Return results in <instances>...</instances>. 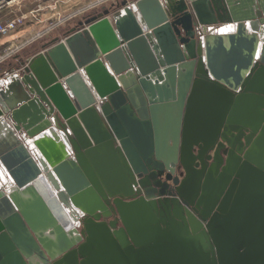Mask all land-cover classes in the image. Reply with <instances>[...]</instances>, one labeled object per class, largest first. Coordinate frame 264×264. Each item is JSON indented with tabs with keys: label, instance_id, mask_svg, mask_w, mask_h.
Segmentation results:
<instances>
[{
	"label": "water",
	"instance_id": "obj_1",
	"mask_svg": "<svg viewBox=\"0 0 264 264\" xmlns=\"http://www.w3.org/2000/svg\"><path fill=\"white\" fill-rule=\"evenodd\" d=\"M7 68L0 264H264V0H117Z\"/></svg>",
	"mask_w": 264,
	"mask_h": 264
},
{
	"label": "built area",
	"instance_id": "obj_2",
	"mask_svg": "<svg viewBox=\"0 0 264 264\" xmlns=\"http://www.w3.org/2000/svg\"><path fill=\"white\" fill-rule=\"evenodd\" d=\"M28 1L34 2V0H0V67L17 60L18 56H21L26 49L39 41L44 42L48 40L50 33L54 29L66 23L68 18L62 14V4H68L72 0H52L55 2L49 4L50 6L38 2L37 7L31 9L26 15H10L13 7L20 6ZM116 1L117 0H92L83 7L81 13L86 15L103 6H110ZM58 3L61 4L58 5ZM47 9H49V11H54V13L49 17H43V14L40 13ZM61 16L63 17L62 19L59 18ZM54 17H58V22H54ZM49 20H51V22H48ZM27 21H29L28 24ZM25 23L27 27L40 25L43 29L37 30L28 36L16 37L11 40L7 39L10 36L12 37L14 32L16 33L21 28L26 27V25H24ZM210 29H212V27H210ZM1 75L2 71L0 69V77Z\"/></svg>",
	"mask_w": 264,
	"mask_h": 264
},
{
	"label": "rangeland",
	"instance_id": "obj_3",
	"mask_svg": "<svg viewBox=\"0 0 264 264\" xmlns=\"http://www.w3.org/2000/svg\"><path fill=\"white\" fill-rule=\"evenodd\" d=\"M90 1L92 0H72L71 4H62V14H64L68 19L66 20V23L64 25H61L59 27H57L56 29H54L48 39L55 37L57 35H61L63 34L67 29H69L70 27L74 26L79 19H81L85 14H82L81 12L83 11V7L86 6ZM40 2L43 5H48L51 3H54L52 0H34V2H27L25 4H22L20 6H15L11 9V14H19V15H23V14H27L31 9L36 8L37 7V3ZM86 2V3H85ZM61 3H58V5H60ZM54 13V11H49V9L41 12L40 14H43V17H49ZM59 18H63L62 16ZM54 22H58V17H54ZM48 22H51V20H49ZM29 23V21H27V24ZM26 25V23L24 24ZM23 25V26H24ZM43 27H41L40 25L38 26H28L26 25V27L21 28L18 32H14V34H12V37L10 36L9 38H7L8 40L11 39H15L16 37H22V36H28L34 32H36L37 30H42ZM44 42H38L36 44H34L33 46L29 47L28 49H26L23 53L27 52L31 55V53H34L36 51H38L39 49L42 48V44ZM22 53V54H23ZM21 54V55H22ZM8 64V63H7ZM7 64L4 65V68H6V66H8Z\"/></svg>",
	"mask_w": 264,
	"mask_h": 264
},
{
	"label": "bare ground",
	"instance_id": "obj_4",
	"mask_svg": "<svg viewBox=\"0 0 264 264\" xmlns=\"http://www.w3.org/2000/svg\"><path fill=\"white\" fill-rule=\"evenodd\" d=\"M233 28L234 27L232 25H230V24L212 27V29L214 31L216 30L217 32H226V31L232 30ZM242 176H243V179H244L243 181L245 183L247 182L249 184V191L250 192H257V191H255V187L253 186V183H254V179L253 178H255V176L249 173L248 168L243 170ZM239 198L241 199L243 197H239ZM67 210H69V212L71 214L78 213V215L80 216L78 208L74 209V208L68 207ZM214 232L218 233V230H215ZM235 234H236V232H235ZM235 238H237L239 240L241 238V236L237 234ZM229 246H234V243L233 242H227V245H225L224 247H221L222 252H224L225 248H227Z\"/></svg>",
	"mask_w": 264,
	"mask_h": 264
},
{
	"label": "crops",
	"instance_id": "obj_5",
	"mask_svg": "<svg viewBox=\"0 0 264 264\" xmlns=\"http://www.w3.org/2000/svg\"><path fill=\"white\" fill-rule=\"evenodd\" d=\"M72 2V1H71ZM71 2H70V4H71ZM57 36H62V34L61 35H57ZM42 50V48L41 49H39L38 51H36V52H34V53H31V55L29 54V53H27V52H25V53H23L21 56H18V58L17 59H26V58H28V57H30V56H32V55H34V54H36L37 52H39V51H41ZM15 61H17V60H15ZM8 66H6V68H4V66H2V67H0V69H1V71H2V75H3V73L8 69L7 68ZM1 75V76H2Z\"/></svg>",
	"mask_w": 264,
	"mask_h": 264
}]
</instances>
